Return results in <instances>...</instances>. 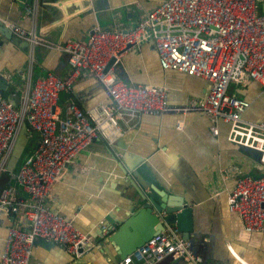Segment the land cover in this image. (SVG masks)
Returning a JSON list of instances; mask_svg holds the SVG:
<instances>
[{
    "label": "built area",
    "instance_id": "1",
    "mask_svg": "<svg viewBox=\"0 0 264 264\" xmlns=\"http://www.w3.org/2000/svg\"><path fill=\"white\" fill-rule=\"evenodd\" d=\"M0 21L27 42L29 68L17 105L0 91V175L3 171L10 175L0 188V212L15 216L6 225L0 264H29L38 237L61 243L73 253L91 250L92 235L51 209L48 199L54 185L96 141L111 144L123 133L119 119L128 123L140 113L200 111L210 117L213 133H218L216 121H223L228 126L227 140L254 149L264 164V120L244 118L250 100L227 90L229 83L247 80L264 86V15L257 12V0H162L128 29L94 26L87 35L64 43L41 38L34 27L26 29L4 17ZM146 37L155 43L162 68L203 78L208 83L206 93L172 104L165 87L118 76L114 64ZM38 44L66 52L71 66L66 78L47 71L31 84ZM82 71L99 81L110 103L87 110L73 98L65 107L59 103L60 92L70 90ZM23 125L28 132L26 145L32 133L37 139L8 171L6 164ZM182 126L179 118L176 127ZM227 201L246 230L262 228L264 173L239 176ZM99 228L103 236L114 230L106 223ZM169 254L189 264H203L189 240L171 225L113 264H154Z\"/></svg>",
    "mask_w": 264,
    "mask_h": 264
},
{
    "label": "crops",
    "instance_id": "2",
    "mask_svg": "<svg viewBox=\"0 0 264 264\" xmlns=\"http://www.w3.org/2000/svg\"><path fill=\"white\" fill-rule=\"evenodd\" d=\"M160 1L0 0V17L26 29L34 27L47 41L64 43L87 35L94 26L128 29ZM257 12L264 15V0H257ZM27 46L0 21L1 92L20 95L24 90L29 72ZM34 50L31 84L47 71L61 78L71 72L65 51L42 44L35 45ZM114 71L128 82L165 87L172 104L189 102L208 88L201 77L162 68L155 43L148 37L128 49L114 64ZM227 90L250 100L244 118L264 120V86L258 81L229 83ZM70 98L84 110L111 102L99 81L83 71L74 77L70 90L60 92L59 103L65 107ZM179 118L183 120L180 129L176 127ZM119 123L123 133L111 144L96 141L54 185L48 199L51 209L92 235L94 246L73 253L61 243L38 237L29 264H113L120 257L109 235L101 234L99 224L117 229L132 211V204L144 194L147 197L149 190L161 202L177 204L185 199L192 203L193 229L186 239L203 264H264V224L260 229L246 230L227 201L239 176L264 171L257 152L228 141V126L221 120L216 121L218 133H213L210 117L200 111L140 113L128 123L122 119ZM128 156L131 167L124 160ZM135 169L147 181L140 179ZM14 220L15 216L0 212V259L6 225Z\"/></svg>",
    "mask_w": 264,
    "mask_h": 264
},
{
    "label": "water",
    "instance_id": "3",
    "mask_svg": "<svg viewBox=\"0 0 264 264\" xmlns=\"http://www.w3.org/2000/svg\"><path fill=\"white\" fill-rule=\"evenodd\" d=\"M23 3L24 0H21ZM113 62V59L109 62V65ZM108 65V66H109ZM4 84V81H0V86ZM19 95L7 94V97L14 105L18 103ZM28 140V132L23 125L17 135L14 147L11 155L6 164L8 171L12 170L16 162L21 158L24 153L25 145ZM127 152V151H126ZM126 155L130 156V153ZM128 158L124 160L128 163V167H131V161L128 162ZM152 169V168H151ZM153 170V169H152ZM134 172L140 179L147 181L141 171L135 169ZM147 197L143 196L136 202L132 211H128L127 216L122 219L110 235L108 240L114 245L116 253L119 257L132 252L138 246L149 240L153 234L157 231L165 228L167 225H175L181 235L185 238L190 237V232L193 229V207L192 203L182 199L181 203L171 204L170 202H161L156 193L152 190L146 192ZM131 206V207H132ZM110 222H114V218L110 219ZM81 250V247L79 248ZM154 264H189L185 259L179 258L176 261L173 260L172 255H166Z\"/></svg>",
    "mask_w": 264,
    "mask_h": 264
},
{
    "label": "trees",
    "instance_id": "4",
    "mask_svg": "<svg viewBox=\"0 0 264 264\" xmlns=\"http://www.w3.org/2000/svg\"><path fill=\"white\" fill-rule=\"evenodd\" d=\"M2 93L3 94H7L6 92H5V90L4 91H2ZM37 139V135H36V133H32L31 134V136H30V141H31V145L34 143V141ZM243 148H245V149H247L248 151H250V152H254L255 150L254 149H251V148H249V147H246V146H242ZM256 152V151H255ZM261 173H264V171H259L258 173H256V174H261ZM253 174V173H252ZM10 181V175L8 174V172L7 171H3L2 173H1V175H0V188L5 184V183H7V182H9Z\"/></svg>",
    "mask_w": 264,
    "mask_h": 264
},
{
    "label": "rangeland",
    "instance_id": "5",
    "mask_svg": "<svg viewBox=\"0 0 264 264\" xmlns=\"http://www.w3.org/2000/svg\"><path fill=\"white\" fill-rule=\"evenodd\" d=\"M229 93H230V92H229ZM230 94L233 95V93H230ZM30 145H31V141L28 142V144L26 145V149H25V150H28L29 147H30Z\"/></svg>",
    "mask_w": 264,
    "mask_h": 264
}]
</instances>
